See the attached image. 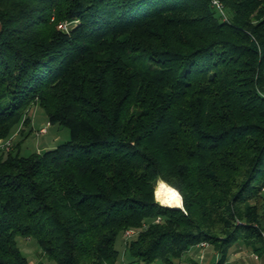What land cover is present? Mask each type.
<instances>
[{
    "label": "trees",
    "instance_id": "16d2710c",
    "mask_svg": "<svg viewBox=\"0 0 264 264\" xmlns=\"http://www.w3.org/2000/svg\"><path fill=\"white\" fill-rule=\"evenodd\" d=\"M29 104L69 139L0 149V264L264 252V0H0V140Z\"/></svg>",
    "mask_w": 264,
    "mask_h": 264
},
{
    "label": "rangeland",
    "instance_id": "374dc122",
    "mask_svg": "<svg viewBox=\"0 0 264 264\" xmlns=\"http://www.w3.org/2000/svg\"><path fill=\"white\" fill-rule=\"evenodd\" d=\"M67 22L64 21L59 24L60 29H66ZM25 118L27 119L25 125L20 123L15 127L11 137H13L11 142V147L9 150H19L20 155L27 156L32 152H41L42 147L45 145L48 137L57 138L58 141L56 145L62 144L69 139V131L67 128L62 127L58 124L49 125L47 121L46 114L44 110L35 104H29L24 109ZM30 118V119H29ZM48 124V133L40 137H36V130L41 126ZM32 131V132H31ZM9 137V138H11ZM6 140V139H5ZM4 141V140H0ZM1 154V152H0ZM18 247L21 253L28 259L30 264H55L52 261H48L45 256L41 253L34 239H17ZM124 243L122 236L117 239L116 249L120 252V256L123 257V247ZM128 260V255L125 257ZM129 264H131L129 262ZM154 264H161L160 262H155ZM212 264H215L213 262Z\"/></svg>",
    "mask_w": 264,
    "mask_h": 264
},
{
    "label": "crops",
    "instance_id": "0c3cea01",
    "mask_svg": "<svg viewBox=\"0 0 264 264\" xmlns=\"http://www.w3.org/2000/svg\"><path fill=\"white\" fill-rule=\"evenodd\" d=\"M47 132L44 135H47ZM43 136V135H42ZM57 138L48 137L45 145L42 147V151L52 149L56 146ZM123 257L120 256L119 261L116 264H129L131 261L126 260L127 253L125 252L124 243ZM218 261V253L213 246L206 244L204 246L195 245L192 246L181 258L173 260V264H215ZM161 263V262H160ZM131 264H143V263H131ZM162 264V263H161ZM225 264H264V252L255 251L252 248L240 243L234 246L228 256Z\"/></svg>",
    "mask_w": 264,
    "mask_h": 264
},
{
    "label": "bare ground",
    "instance_id": "6f19581e",
    "mask_svg": "<svg viewBox=\"0 0 264 264\" xmlns=\"http://www.w3.org/2000/svg\"><path fill=\"white\" fill-rule=\"evenodd\" d=\"M155 197L157 202L163 206H182V200L178 192L163 181H158L155 191Z\"/></svg>",
    "mask_w": 264,
    "mask_h": 264
},
{
    "label": "built area",
    "instance_id": "2783aa9c",
    "mask_svg": "<svg viewBox=\"0 0 264 264\" xmlns=\"http://www.w3.org/2000/svg\"><path fill=\"white\" fill-rule=\"evenodd\" d=\"M213 4H215L217 7L220 8V4L217 1H213ZM48 128V124L41 126L38 130H36V137H40L44 134H46ZM13 137L7 138L4 141L0 142V149L8 151L11 147V142H12ZM159 221V219H157ZM139 233L138 229L134 228H129L126 229L123 234H122V239L124 241V244L132 240L137 234ZM199 245L204 246L206 243H200Z\"/></svg>",
    "mask_w": 264,
    "mask_h": 264
},
{
    "label": "water",
    "instance_id": "95a60500",
    "mask_svg": "<svg viewBox=\"0 0 264 264\" xmlns=\"http://www.w3.org/2000/svg\"><path fill=\"white\" fill-rule=\"evenodd\" d=\"M160 206H163V205H161V204H159ZM163 207H167V208H173V209H180V210H182V206L181 207H168V206H163Z\"/></svg>",
    "mask_w": 264,
    "mask_h": 264
}]
</instances>
